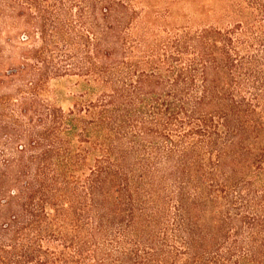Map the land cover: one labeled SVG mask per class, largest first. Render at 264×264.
Returning a JSON list of instances; mask_svg holds the SVG:
<instances>
[{
	"label": "trees",
	"instance_id": "1",
	"mask_svg": "<svg viewBox=\"0 0 264 264\" xmlns=\"http://www.w3.org/2000/svg\"><path fill=\"white\" fill-rule=\"evenodd\" d=\"M178 1L216 21L25 1L0 71V264H264V0Z\"/></svg>",
	"mask_w": 264,
	"mask_h": 264
},
{
	"label": "rangeland",
	"instance_id": "2",
	"mask_svg": "<svg viewBox=\"0 0 264 264\" xmlns=\"http://www.w3.org/2000/svg\"><path fill=\"white\" fill-rule=\"evenodd\" d=\"M26 0H11L6 3L0 0V5L4 8V16L0 19V25L3 29L2 37L0 38V71H4L5 68L13 64V62L18 59L19 51L22 50L27 45L28 41V29L31 27V18L29 17L28 10L26 9ZM171 0H145L146 3L154 5L155 10H162L165 7L170 11V17L168 22L171 24H185L191 23L192 25H206L216 21V16L213 14L211 9V4L205 3V8L201 13H195L188 7L181 5L182 1L169 4ZM4 5V6H3ZM189 19V20H188ZM222 21V20H220ZM156 24L165 25L162 19H154ZM222 23V22H219ZM172 24V25H174ZM9 40L8 43L5 40ZM74 78L62 77L61 79H56L52 82H57V88L62 89L63 96L69 97L72 94H76L80 91V88L73 85ZM70 103V100L66 99L63 104L66 106ZM14 209V208H12ZM49 212L50 210L46 208ZM12 211V210H9ZM3 213L8 214L5 210Z\"/></svg>",
	"mask_w": 264,
	"mask_h": 264
}]
</instances>
